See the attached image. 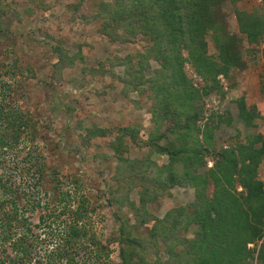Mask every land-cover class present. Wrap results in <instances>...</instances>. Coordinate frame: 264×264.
<instances>
[{
    "label": "trees",
    "instance_id": "16d2710c",
    "mask_svg": "<svg viewBox=\"0 0 264 264\" xmlns=\"http://www.w3.org/2000/svg\"><path fill=\"white\" fill-rule=\"evenodd\" d=\"M218 1L97 0L90 16L84 14L87 0L77 6L80 18L97 24L98 33L109 43L127 45L139 38L146 42L134 56L110 58L98 70L84 67L82 71L91 76L110 75L128 91L146 98L158 128L143 143L151 153L168 157L167 164L119 158L122 185L128 192L140 189V205L129 203L131 210L142 226L153 223L148 236L141 238L136 226L120 215L128 195L122 188L111 191L110 204L119 206L115 216L122 221L115 238L120 244L119 264H253L256 260L264 264V181L260 173L264 135L247 134L241 139L239 134L236 141L217 148L216 132L223 125L231 126L234 119L230 111L222 114L206 104L213 95L225 99L228 93L222 78L229 79L248 65L243 40L222 23ZM239 22L248 42H263L264 13L239 14ZM209 36L215 45L213 53ZM53 52L52 77L57 81L65 70L86 63L80 46L70 55L57 43ZM153 60L159 68L152 76L147 71ZM187 65L201 81L189 77ZM119 67H125V72L119 73ZM20 89V84L9 86L0 78V264H77L83 250L84 255L96 256L91 264H109V248L88 224L94 212L90 199L77 200L64 192L61 169L48 166L44 154L31 151V144L47 140L42 121L19 105ZM235 103L247 130L257 128V107L248 106L245 96ZM110 133L95 127L81 141L89 147ZM129 134L139 144L137 129H120L111 144L118 157L127 150L124 141ZM7 155L16 159L11 165L14 171L7 168ZM174 187L193 188L195 200L171 209L162 219L155 218L148 203L169 195ZM63 215L69 218L61 236H50V249L48 237L37 230L47 217ZM192 226H196L194 237H186ZM162 253L168 255L165 260ZM149 255L156 260L150 261Z\"/></svg>",
    "mask_w": 264,
    "mask_h": 264
},
{
    "label": "rangeland",
    "instance_id": "374dc122",
    "mask_svg": "<svg viewBox=\"0 0 264 264\" xmlns=\"http://www.w3.org/2000/svg\"><path fill=\"white\" fill-rule=\"evenodd\" d=\"M2 1L0 78L9 86L15 83L21 85L17 94L20 95L19 105L42 121V130L47 140L38 145L31 144L29 147L32 148L34 155L44 154L48 166H58L61 169L59 175L64 182V192L74 195L77 200L81 197L90 199L94 212L90 215L88 224H91L92 230L105 248H109L107 249L110 252L109 264H119L120 244L115 238L119 234L122 221L115 216L119 206L110 204L113 197L111 191L122 188V192L128 195V202L120 215L126 216L130 224L136 226L135 232L141 238L148 236L153 224L142 226L131 210L129 203L140 205V189L128 192L122 185L119 158L139 161L147 158L158 164H167L168 157L151 153V148L143 143L149 141L150 135L158 128L152 121L150 104L146 98H142L137 92L128 91L124 84L112 79L110 75L91 76L85 74L82 68L98 70L102 64H107V59L130 54L134 56L142 51L146 42L139 38L127 45L109 43L98 33L97 24H89L85 18H80V13L76 11L80 0ZM96 1L87 0L84 14L89 16L93 14ZM217 6L224 26L243 40V56L248 62L245 71H236L229 79L222 78L225 92L228 93L225 99L213 95L206 100L209 110L222 114L230 111L234 119L231 126L223 125L215 134L216 147L221 148L236 141L240 137L239 134L241 139L247 134L264 135V40L260 45L248 42L247 36L241 33L239 22V14L244 16L263 14L264 2L220 0ZM208 42L210 52H215L211 36L208 37ZM57 43L65 46L70 55H75L78 47H82L86 58L85 64L65 70L60 81L52 77L53 64L56 62L53 51ZM124 68L119 67L117 71L124 73ZM157 68L159 64L151 61V69L147 74L153 76ZM186 70L189 77L201 81L195 76L191 66L187 65ZM74 79L79 82L74 83ZM241 96L246 97L248 106L257 107L258 114L255 120L257 128L247 130L246 125L239 120V109L235 102ZM95 127L109 129L112 134L97 138L86 147L81 140L87 135L88 129ZM123 128L127 131L129 128L137 129L139 131L137 139L140 140L139 144L133 142L129 134L124 141L127 150H123L122 155L118 157L111 144L116 140L119 130ZM25 149L28 152L27 147ZM7 156L9 162L7 168L11 172L12 162L16 159ZM209 166H212V162ZM260 173L264 181V164ZM47 188L51 189L49 186ZM194 200L193 188L174 187L169 195L148 203L147 209L155 218L162 219L171 209L190 204ZM38 218L39 216L35 217V223L38 222ZM68 218V215L47 217L42 229L37 230L42 236L48 237L46 241L50 249L53 244L50 242V236L52 234L61 236L63 224ZM195 228L196 226H192L186 237H194ZM167 256L166 253H162V260ZM92 258L96 256L84 255L83 250L77 257V264H91ZM104 258L103 255L102 261ZM148 259L155 261L156 257L149 255ZM256 261L253 264H257Z\"/></svg>",
    "mask_w": 264,
    "mask_h": 264
},
{
    "label": "crops",
    "instance_id": "0c3cea01",
    "mask_svg": "<svg viewBox=\"0 0 264 264\" xmlns=\"http://www.w3.org/2000/svg\"><path fill=\"white\" fill-rule=\"evenodd\" d=\"M263 164H264V162L262 163V165H263ZM262 165H261V166H262ZM262 180H263V179H262Z\"/></svg>",
    "mask_w": 264,
    "mask_h": 264
}]
</instances>
